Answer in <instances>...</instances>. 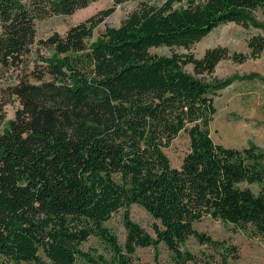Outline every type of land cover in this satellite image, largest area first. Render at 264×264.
<instances>
[{"label":"trees","instance_id":"trees-1","mask_svg":"<svg viewBox=\"0 0 264 264\" xmlns=\"http://www.w3.org/2000/svg\"><path fill=\"white\" fill-rule=\"evenodd\" d=\"M99 1L0 0V72L16 73L2 92L19 104L8 121L0 108V264H132L137 249L162 244L175 264H199L192 238L229 264L237 249L195 225L209 217L264 237V150L214 142V101L233 81L214 74L222 61L258 58L264 36L250 38L249 55L151 50L188 51L222 25L264 31V0L142 3L93 43L95 29L131 1L112 0L65 35L38 39V21ZM36 45L53 54L30 67ZM182 132L190 152L178 169L165 150ZM134 205L153 218L154 235L132 220ZM120 212L123 245L107 226ZM91 239L103 255L82 249Z\"/></svg>","mask_w":264,"mask_h":264},{"label":"rangeland","instance_id":"rangeland-1","mask_svg":"<svg viewBox=\"0 0 264 264\" xmlns=\"http://www.w3.org/2000/svg\"><path fill=\"white\" fill-rule=\"evenodd\" d=\"M166 1L131 0L118 6L114 13L95 29L92 42H97L108 28L120 27L123 20L140 4L161 6ZM190 1L192 0H183L182 3L175 4V7L186 6ZM112 7V0H101L72 16H50L40 20L37 23L38 39H46L54 33L65 35L70 27L85 22L92 16ZM257 34L264 36V31L246 30L236 24L222 25L188 51L161 47L152 49L151 53L157 56H171L176 52L190 53L200 59L209 49L226 47L232 53L249 55L248 42L252 36ZM52 54L50 50L36 45L28 60V65L30 67L39 66L42 64L40 61L42 57H50ZM187 70L191 72L192 66H189ZM249 76L256 77L250 79ZM214 77L222 81L233 80L232 84L221 91L214 101L217 110L211 124V135L214 142L232 149H244L254 144L264 150V52L258 58H249L244 63H234L231 60L222 61L217 66ZM15 81L16 73L3 74L0 72V108H5L6 121L14 118L19 104L14 100L6 104L8 96H4L2 91L9 85H13ZM189 152L190 139L185 132L180 133L171 146L165 150L172 167L178 169ZM130 214L135 223L154 235L155 221L142 207L132 206ZM107 226L123 245L127 234L123 224V212L114 215ZM195 229L215 241L224 243L227 247L233 246L237 249V259H232L229 264H264V237L256 236L252 230H238L209 217L196 224ZM187 247L197 256L199 264H222L217 253L199 244L194 238L189 240ZM82 249L93 255H96L95 253L103 255L105 252L95 239L85 243ZM105 256L109 258L108 255ZM131 260L132 264H175L171 253L163 244L157 251L153 247L137 249Z\"/></svg>","mask_w":264,"mask_h":264}]
</instances>
